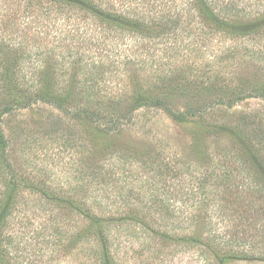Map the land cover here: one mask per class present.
<instances>
[{
  "label": "trees",
  "instance_id": "trees-1",
  "mask_svg": "<svg viewBox=\"0 0 264 264\" xmlns=\"http://www.w3.org/2000/svg\"><path fill=\"white\" fill-rule=\"evenodd\" d=\"M165 1L170 4L162 5ZM208 2L0 0V264H57L54 258L65 248L71 227L55 209H38L24 197L36 195L37 188L8 153L4 122L40 103L95 125L105 137L124 132L123 121L142 108L195 126L193 182L171 200L159 186L165 175L172 181L185 178L179 163L129 155L114 171L90 168L86 198L68 200L85 223L70 237L82 256L73 264H129L124 262L166 254L157 247L146 257L137 234L152 245L173 243L176 254L200 252L209 264L242 257L264 261V107L236 119L229 113L244 101L264 100V3L246 9ZM246 12L247 23L241 18ZM218 37L234 44L217 53ZM192 53L196 58L190 60ZM245 63L255 71L236 70ZM58 72L70 76L62 89L55 84ZM140 77L148 79L146 88ZM115 79L121 80L116 92L127 89L122 98L106 82ZM176 99L187 101L186 111L177 110ZM208 114L217 119L206 125ZM224 139L231 148L216 143L219 148L212 151L211 144L222 145ZM142 172L154 179L155 192L133 200L129 193L137 180L131 175ZM121 175L128 176L125 182ZM99 191L100 198L93 194ZM141 206L149 212L139 211ZM181 226L190 233L173 232Z\"/></svg>",
  "mask_w": 264,
  "mask_h": 264
},
{
  "label": "rangeland",
  "instance_id": "rangeland-1",
  "mask_svg": "<svg viewBox=\"0 0 264 264\" xmlns=\"http://www.w3.org/2000/svg\"><path fill=\"white\" fill-rule=\"evenodd\" d=\"M189 1L174 0V4L188 5ZM229 2L246 9L247 6L264 3L259 0H209L208 3L216 8L229 4ZM169 4V2L165 1L162 5ZM241 18H243V22L247 23V12L245 15L242 14ZM233 44L230 40L218 37L214 42L215 52L218 53L219 50L225 51ZM194 58H196V55L192 53L189 59L193 60ZM59 63L63 64L64 61L60 60ZM60 67L58 66V68ZM236 70L239 72L243 71L247 75L248 72L255 71V68L252 64L247 65L245 63L240 68L238 65ZM165 71L167 70L165 69L163 74ZM58 74L59 76L55 82L56 87L62 89L69 85L70 76L66 75V73L58 72ZM106 78L102 84L105 83ZM118 80L121 81L120 79ZM118 80H108L106 82L113 87L114 91H112V94H118L117 97L122 98L127 89L116 92L121 87V85L116 86L120 83ZM147 81L148 79L144 77H140L139 79L142 87H145ZM175 103L177 110H187L188 104L186 100L176 99ZM263 107L264 100L251 99L244 101L229 110L231 114L230 118L236 119L242 113L256 111ZM216 119L213 115L208 114L203 120L208 125ZM19 121L23 122V124L20 125ZM123 122L125 123L123 126L125 129L124 132L118 135L116 134V136L111 135L105 137V135H100L94 130L95 125L83 121L80 123L73 115H64L52 106L40 103L34 109L16 113L14 117H9L8 120L6 119L3 124L4 132L9 140L10 147L8 153L10 154L13 165L29 180L28 183L30 185L33 184V187L37 188L36 195L33 196L30 192H26L24 197L30 202L34 201L38 209H55L58 217L60 213L64 218V223L68 226L71 225L65 241V248L58 255L59 257L55 256L54 258L57 264H73L77 256L78 258L82 257L81 254L77 255L78 251L75 252L72 245H70V237H72L75 231L82 230L85 223L82 222L81 217L77 213L72 212L73 210H71L68 200L86 198L87 185L90 184L92 179L91 176H88L90 168L103 171V173L107 170L114 171L120 162V158H128L129 155L139 157L140 160L148 161L149 163L155 161L160 162V160H165V163L170 162L171 165L173 162L179 163L178 168L185 178L172 181L171 178L165 175L163 178L169 180L168 183H165V180L161 178L163 180L160 182V192L165 196L167 195L169 200L176 197L180 191L183 194L186 190L185 188L189 187V183L193 182L191 181L192 176L190 172L194 171L197 162L192 154L191 133L195 129V126L192 124H178L166 113L149 108H142L134 112L129 120ZM21 127L26 128L23 133L24 136L19 135L21 133L19 132ZM229 142L228 139H224L222 145L219 142L211 144L212 151L219 148L217 144L223 150L231 148ZM134 165L135 170L140 172L142 167L139 164ZM216 166H219V161H217ZM205 168L208 167L205 166ZM143 174L144 172L131 175V179L136 175L134 179L137 180L134 182L136 189L133 190V193H129L133 197V200L140 199L142 196L147 199V197L155 192L153 190L155 186L154 179H149V175ZM126 176L121 175L122 181L125 182L127 180ZM244 182H246L245 187H247V179ZM240 184L243 185L242 181H240ZM101 192H94L93 194L99 197ZM126 192H128L127 189L125 190ZM146 192L149 193L147 194ZM109 194L112 197L117 195L113 191L109 192ZM179 196L181 197L182 195L179 194ZM232 204L231 201L227 206L230 207ZM60 208H64V214ZM133 208L136 209L135 207ZM139 211L145 214V212H149V209L141 206ZM121 212H125V209L122 208ZM68 228L66 227V230ZM186 228L187 226L185 228L181 226L177 228L179 230H173V232L182 236L187 235L190 233V230ZM137 237H140L145 242V247L148 251L146 252V257H153V253L157 252L155 251L157 247L158 250L164 249V252L168 255L163 254L160 257L154 255L156 256L154 259L141 258L137 262L136 259H130L124 263L209 264L207 261L210 260L200 252L190 251L186 253L183 250L176 254L175 252L173 253L175 249L173 243L167 244V246H162V244L158 246L156 243L153 245L150 244L152 241L147 240L146 237L144 238L143 234H137ZM226 264H264V261L247 260V258L244 259L242 257L239 260H231V262H227Z\"/></svg>",
  "mask_w": 264,
  "mask_h": 264
}]
</instances>
